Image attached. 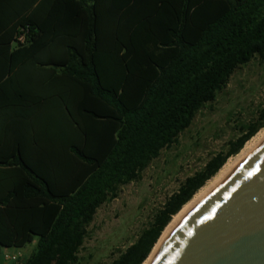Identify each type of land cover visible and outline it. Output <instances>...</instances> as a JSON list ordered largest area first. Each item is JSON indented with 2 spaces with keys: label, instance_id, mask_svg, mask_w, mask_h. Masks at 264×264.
Returning a JSON list of instances; mask_svg holds the SVG:
<instances>
[{
  "label": "trees",
  "instance_id": "1",
  "mask_svg": "<svg viewBox=\"0 0 264 264\" xmlns=\"http://www.w3.org/2000/svg\"><path fill=\"white\" fill-rule=\"evenodd\" d=\"M254 56L264 58V0H0V261L33 243L21 264H82L97 209ZM263 127L264 102L108 264H142Z\"/></svg>",
  "mask_w": 264,
  "mask_h": 264
},
{
  "label": "rangeland",
  "instance_id": "2",
  "mask_svg": "<svg viewBox=\"0 0 264 264\" xmlns=\"http://www.w3.org/2000/svg\"><path fill=\"white\" fill-rule=\"evenodd\" d=\"M262 102L264 58L254 56L237 67L215 99L197 111L176 143L162 149L139 179L120 187L116 198L97 209L78 253L80 262L108 264L119 250L136 239L180 181L222 150L237 135L239 124L250 119ZM30 245L22 250L24 256L34 246Z\"/></svg>",
  "mask_w": 264,
  "mask_h": 264
},
{
  "label": "water",
  "instance_id": "3",
  "mask_svg": "<svg viewBox=\"0 0 264 264\" xmlns=\"http://www.w3.org/2000/svg\"><path fill=\"white\" fill-rule=\"evenodd\" d=\"M150 264H264V140L188 210Z\"/></svg>",
  "mask_w": 264,
  "mask_h": 264
},
{
  "label": "bare ground",
  "instance_id": "4",
  "mask_svg": "<svg viewBox=\"0 0 264 264\" xmlns=\"http://www.w3.org/2000/svg\"><path fill=\"white\" fill-rule=\"evenodd\" d=\"M264 140V127L261 128L253 137H251L240 149V151L229 157L225 163L220 167V169L208 179L203 186H201L193 196L180 208V210L172 216L168 224L164 227L161 232L157 242L153 246L151 252L148 254L146 259L142 264H150L153 260L155 253L161 246L162 242L165 240L167 235L172 231L175 225L180 221V219L191 209L195 204L202 200L206 194L214 188L223 177L231 170V168L237 164L241 159H243L252 149H254L260 142Z\"/></svg>",
  "mask_w": 264,
  "mask_h": 264
},
{
  "label": "built area",
  "instance_id": "5",
  "mask_svg": "<svg viewBox=\"0 0 264 264\" xmlns=\"http://www.w3.org/2000/svg\"><path fill=\"white\" fill-rule=\"evenodd\" d=\"M25 34L20 32L16 35V40L19 42H24ZM24 257V254L20 248H15L10 252L3 253V258L5 261L15 264H21V260Z\"/></svg>",
  "mask_w": 264,
  "mask_h": 264
},
{
  "label": "crops",
  "instance_id": "6",
  "mask_svg": "<svg viewBox=\"0 0 264 264\" xmlns=\"http://www.w3.org/2000/svg\"><path fill=\"white\" fill-rule=\"evenodd\" d=\"M33 244V243H32ZM28 246V245H27ZM27 246L21 248V250H23L24 248H26ZM31 246V245H30ZM14 250L15 248H3L2 250V253H5V252H8L9 250ZM0 264H9V262L3 260V261H0Z\"/></svg>",
  "mask_w": 264,
  "mask_h": 264
}]
</instances>
